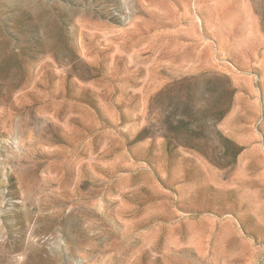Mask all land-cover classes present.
I'll list each match as a JSON object with an SVG mask.
<instances>
[{
	"label": "rangeland",
	"instance_id": "rangeland-1",
	"mask_svg": "<svg viewBox=\"0 0 264 264\" xmlns=\"http://www.w3.org/2000/svg\"><path fill=\"white\" fill-rule=\"evenodd\" d=\"M0 264H264V0H0Z\"/></svg>",
	"mask_w": 264,
	"mask_h": 264
}]
</instances>
